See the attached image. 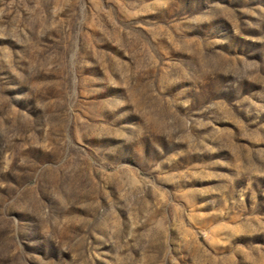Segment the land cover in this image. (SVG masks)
Returning a JSON list of instances; mask_svg holds the SVG:
<instances>
[{
  "label": "rangeland",
  "instance_id": "374dc122",
  "mask_svg": "<svg viewBox=\"0 0 264 264\" xmlns=\"http://www.w3.org/2000/svg\"><path fill=\"white\" fill-rule=\"evenodd\" d=\"M0 264H264V0H0Z\"/></svg>",
  "mask_w": 264,
  "mask_h": 264
}]
</instances>
